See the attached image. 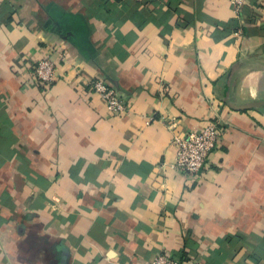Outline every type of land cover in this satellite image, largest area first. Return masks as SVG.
I'll return each mask as SVG.
<instances>
[{"label":"crops","instance_id":"0c3cea01","mask_svg":"<svg viewBox=\"0 0 264 264\" xmlns=\"http://www.w3.org/2000/svg\"><path fill=\"white\" fill-rule=\"evenodd\" d=\"M245 6L0 0V264H264V104L239 108L264 102V0ZM216 118L201 170L172 168L173 134Z\"/></svg>","mask_w":264,"mask_h":264},{"label":"built area","instance_id":"2783aa9c","mask_svg":"<svg viewBox=\"0 0 264 264\" xmlns=\"http://www.w3.org/2000/svg\"><path fill=\"white\" fill-rule=\"evenodd\" d=\"M238 14L245 5V0H231ZM57 61L43 57L38 60L33 69V78L37 83L49 85L56 79ZM87 85L105 103L109 111L122 114L126 105L116 89L101 79L88 80ZM222 122L219 118L208 120L199 130L185 133H174L172 144L175 150V160L170 166L174 169L192 175L197 174L204 166L209 154L217 146L221 136ZM137 264V263H133ZM145 264H181L169 254L162 253Z\"/></svg>","mask_w":264,"mask_h":264},{"label":"water","instance_id":"95a60500","mask_svg":"<svg viewBox=\"0 0 264 264\" xmlns=\"http://www.w3.org/2000/svg\"><path fill=\"white\" fill-rule=\"evenodd\" d=\"M264 104V102L263 101H261V102H252V103H248V104H246V105H242V106H240L239 108H248V107H251V106H257V105H259V104Z\"/></svg>","mask_w":264,"mask_h":264},{"label":"trees","instance_id":"16d2710c","mask_svg":"<svg viewBox=\"0 0 264 264\" xmlns=\"http://www.w3.org/2000/svg\"><path fill=\"white\" fill-rule=\"evenodd\" d=\"M246 12V6L244 5L240 12L238 13V16L241 18L242 17V14ZM251 16V15H250ZM252 17H255L254 14L252 15Z\"/></svg>","mask_w":264,"mask_h":264}]
</instances>
